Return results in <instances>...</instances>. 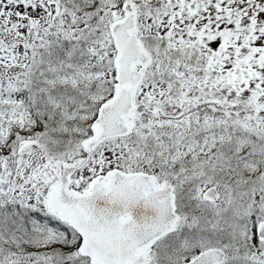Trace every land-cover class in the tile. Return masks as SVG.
<instances>
[{
	"label": "snow or ice",
	"instance_id": "snow-or-ice-1",
	"mask_svg": "<svg viewBox=\"0 0 264 264\" xmlns=\"http://www.w3.org/2000/svg\"><path fill=\"white\" fill-rule=\"evenodd\" d=\"M0 264H264V0H0Z\"/></svg>",
	"mask_w": 264,
	"mask_h": 264
}]
</instances>
